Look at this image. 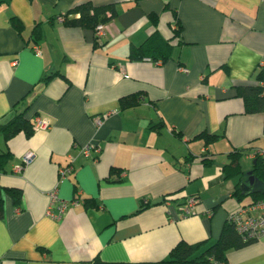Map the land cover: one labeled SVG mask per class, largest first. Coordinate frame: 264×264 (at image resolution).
Returning <instances> with one entry per match:
<instances>
[{
	"label": "crops",
	"instance_id": "0c3cea01",
	"mask_svg": "<svg viewBox=\"0 0 264 264\" xmlns=\"http://www.w3.org/2000/svg\"><path fill=\"white\" fill-rule=\"evenodd\" d=\"M84 2L114 6L100 39L56 20ZM153 33L170 56L130 59ZM261 70L264 0H0V124L24 109L32 122L29 135L0 132V264H153L180 240L213 243L261 195L239 185L264 149V112L236 92ZM234 152L240 172L226 176ZM53 189L79 199L60 219L46 214ZM225 262L264 264V237Z\"/></svg>",
	"mask_w": 264,
	"mask_h": 264
},
{
	"label": "trees",
	"instance_id": "16d2710c",
	"mask_svg": "<svg viewBox=\"0 0 264 264\" xmlns=\"http://www.w3.org/2000/svg\"><path fill=\"white\" fill-rule=\"evenodd\" d=\"M68 14H72L71 18ZM115 9L113 5L94 6L90 2L76 5L67 14H62L67 25L93 29L98 23H105L113 17ZM178 30V27L176 28ZM37 28H34L36 32ZM170 56V46L157 34H151L140 46L135 47L129 53V58L133 60H143L148 58L153 61H164ZM48 77H44L46 82ZM264 82V70L256 76V82L236 86V92L244 101L245 112H264V91L259 84ZM137 99V98H136ZM135 100V98H133ZM26 110L17 112L5 123L0 124V132L6 137L23 131L26 135L32 132V122L25 116ZM264 150V149H263ZM230 162L223 166L226 176L236 175L240 172L239 165L235 159V152ZM10 158L8 152H0V170L4 162ZM253 174L264 182V155L256 153L254 157ZM3 190L0 185V216L3 211ZM7 191L14 197L17 203L20 199V192L17 189L8 188ZM264 198V194L256 195V199ZM254 240L245 241L235 230L233 224L226 219V223L220 236L211 244L204 243L190 244L180 240L171 250L167 259L153 264H226L225 254L231 248H239Z\"/></svg>",
	"mask_w": 264,
	"mask_h": 264
},
{
	"label": "built area",
	"instance_id": "2783aa9c",
	"mask_svg": "<svg viewBox=\"0 0 264 264\" xmlns=\"http://www.w3.org/2000/svg\"><path fill=\"white\" fill-rule=\"evenodd\" d=\"M56 20L59 22L64 21V17L62 14L56 17ZM106 24L105 23H98L94 28V35L96 39H100L106 32ZM34 51L39 54L38 46L33 47ZM143 96H139L138 100H143ZM49 127V124L43 120L39 116H35L34 118V126L35 130H44ZM91 149H93V145H86L82 148V153L85 156H88ZM258 153L264 155V150H260ZM32 160V153L27 152L22 157V164L20 166H16L15 170L19 171L22 166L28 164ZM71 170V166L67 167L66 169L61 170V175H64L67 171ZM49 204L46 210V214L54 219H60L65 212L66 208L69 204L74 205L78 203L77 198L72 199L71 201L60 199L55 189L49 192ZM57 203V211H52L51 205ZM196 200L194 197H189L185 201L184 206L182 207L183 216L193 214L196 212L195 206ZM234 226L235 230L241 236V238L245 241L248 240H257L261 237H264V198L255 200L254 202L239 207L236 211H233L228 215L227 218Z\"/></svg>",
	"mask_w": 264,
	"mask_h": 264
},
{
	"label": "water",
	"instance_id": "95a60500",
	"mask_svg": "<svg viewBox=\"0 0 264 264\" xmlns=\"http://www.w3.org/2000/svg\"><path fill=\"white\" fill-rule=\"evenodd\" d=\"M240 191L244 195L250 193H261L264 194V182L256 177L252 171L247 173L246 181H242L239 185Z\"/></svg>",
	"mask_w": 264,
	"mask_h": 264
}]
</instances>
